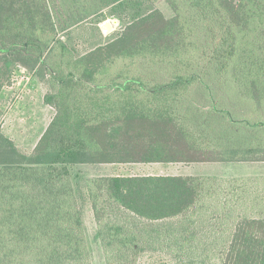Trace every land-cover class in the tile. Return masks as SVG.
Here are the masks:
<instances>
[{
	"label": "trees",
	"instance_id": "1",
	"mask_svg": "<svg viewBox=\"0 0 264 264\" xmlns=\"http://www.w3.org/2000/svg\"><path fill=\"white\" fill-rule=\"evenodd\" d=\"M55 1L0 0V89L39 69L58 111L31 154L0 130V264H93L75 165L264 161V0H164L171 17L97 0L123 27L79 56ZM84 183L107 264H137L152 232L206 264H264V175Z\"/></svg>",
	"mask_w": 264,
	"mask_h": 264
},
{
	"label": "rangeland",
	"instance_id": "2",
	"mask_svg": "<svg viewBox=\"0 0 264 264\" xmlns=\"http://www.w3.org/2000/svg\"><path fill=\"white\" fill-rule=\"evenodd\" d=\"M154 5L159 7L167 17L173 15L171 8L164 0H147V8ZM52 6L59 28V36L73 48L78 56L105 44L118 35L123 27L122 22L119 21V25L112 32H102L99 29L98 22L117 19L111 15L109 8L106 11H99L100 5L97 0H56ZM49 90L48 76L44 75V72L39 69L31 70L20 64L12 68L9 80L0 89V130L14 140L19 149L25 153L33 152L56 114V112L46 111L48 107L44 97ZM195 97L188 96L186 102L191 101L197 105ZM239 102H243V98ZM190 112L203 111L194 107ZM237 173L241 174L237 177L242 174L264 175V164L236 163L214 166V164L207 163H128L73 166L72 176L79 196L86 240L93 264L107 263L103 247L97 237L94 213L84 186L86 177L118 174L235 177ZM154 237V232H152L151 244L147 245L146 250L141 253L137 264H206L202 259L208 255L198 254L195 249H189L188 253L179 252L177 246L169 243L157 245L158 242L154 240ZM160 240L161 238H158V241ZM199 247L202 249L203 245Z\"/></svg>",
	"mask_w": 264,
	"mask_h": 264
},
{
	"label": "crops",
	"instance_id": "3",
	"mask_svg": "<svg viewBox=\"0 0 264 264\" xmlns=\"http://www.w3.org/2000/svg\"><path fill=\"white\" fill-rule=\"evenodd\" d=\"M106 9L107 8H101L100 7V9H99V11H106ZM114 19H117L118 21H120L117 17L116 18H114ZM111 21L112 20H110V21H108V22H110L111 23ZM106 21L105 20H103V21H100V22H98V27H99V29L102 31V32H104V30H103V24L105 23ZM113 30H111V31H109V32H112ZM108 32V33H109ZM105 35V34H104ZM50 91V90H49ZM44 99H45V97H44ZM47 104V103H46ZM47 107H48V109L46 110L47 112H58L57 111V109L54 107V106H52V105H49V104H47ZM55 117V116H54ZM236 163H241L242 165H244V164H254V163H258V164H264V161L263 162H231V163H227V162H224V163H207V164H214V166H218V165H233V164H236ZM100 165H104V164H100ZM234 174V173H233ZM118 175H121V174H118ZM151 175H161V174H151ZM236 176L235 177H237L238 175H241V174H235ZM106 176H108V175H106ZM224 176H226V175H224ZM242 176H256V175H250V174H248V175H245V174H242ZM242 176H239V177H242ZM234 177V176H233ZM226 178H231V177H226Z\"/></svg>",
	"mask_w": 264,
	"mask_h": 264
},
{
	"label": "water",
	"instance_id": "4",
	"mask_svg": "<svg viewBox=\"0 0 264 264\" xmlns=\"http://www.w3.org/2000/svg\"><path fill=\"white\" fill-rule=\"evenodd\" d=\"M103 30H104V32H109V31L113 30L112 24L110 22L106 21L103 24Z\"/></svg>",
	"mask_w": 264,
	"mask_h": 264
},
{
	"label": "built area",
	"instance_id": "5",
	"mask_svg": "<svg viewBox=\"0 0 264 264\" xmlns=\"http://www.w3.org/2000/svg\"><path fill=\"white\" fill-rule=\"evenodd\" d=\"M111 24L114 29L117 25H119V21L118 20L111 21Z\"/></svg>",
	"mask_w": 264,
	"mask_h": 264
}]
</instances>
